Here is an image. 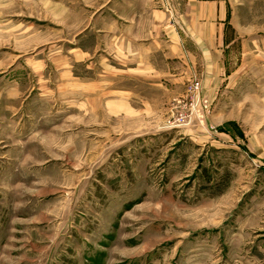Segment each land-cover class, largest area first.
<instances>
[{
	"label": "rangeland",
	"instance_id": "1",
	"mask_svg": "<svg viewBox=\"0 0 264 264\" xmlns=\"http://www.w3.org/2000/svg\"><path fill=\"white\" fill-rule=\"evenodd\" d=\"M110 2L0 0V264H264V0L212 89L129 75Z\"/></svg>",
	"mask_w": 264,
	"mask_h": 264
},
{
	"label": "crops",
	"instance_id": "2",
	"mask_svg": "<svg viewBox=\"0 0 264 264\" xmlns=\"http://www.w3.org/2000/svg\"><path fill=\"white\" fill-rule=\"evenodd\" d=\"M226 3L227 0H111L107 9L113 16L102 20L101 26L111 27L113 41L119 44L117 51L127 60L129 75H156L159 83L170 75L175 78L172 82L178 83L183 79V63L193 57L190 47L209 60L205 67L212 89L220 81L221 60L226 52L223 49L228 46ZM120 25L124 30L116 31ZM168 60L170 69L179 73H170Z\"/></svg>",
	"mask_w": 264,
	"mask_h": 264
},
{
	"label": "built area",
	"instance_id": "3",
	"mask_svg": "<svg viewBox=\"0 0 264 264\" xmlns=\"http://www.w3.org/2000/svg\"><path fill=\"white\" fill-rule=\"evenodd\" d=\"M196 86H197V84H196Z\"/></svg>",
	"mask_w": 264,
	"mask_h": 264
}]
</instances>
